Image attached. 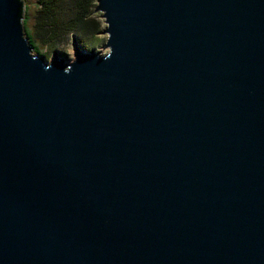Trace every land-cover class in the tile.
<instances>
[{
    "label": "water",
    "instance_id": "water-1",
    "mask_svg": "<svg viewBox=\"0 0 264 264\" xmlns=\"http://www.w3.org/2000/svg\"><path fill=\"white\" fill-rule=\"evenodd\" d=\"M95 10L49 61L0 0V264H264V0Z\"/></svg>",
    "mask_w": 264,
    "mask_h": 264
},
{
    "label": "trees",
    "instance_id": "trees-1",
    "mask_svg": "<svg viewBox=\"0 0 264 264\" xmlns=\"http://www.w3.org/2000/svg\"><path fill=\"white\" fill-rule=\"evenodd\" d=\"M98 0H28L26 28L32 31L31 44L38 50L69 43L74 38L87 44L103 30ZM31 23V27H30Z\"/></svg>",
    "mask_w": 264,
    "mask_h": 264
},
{
    "label": "rangeland",
    "instance_id": "rangeland-1",
    "mask_svg": "<svg viewBox=\"0 0 264 264\" xmlns=\"http://www.w3.org/2000/svg\"><path fill=\"white\" fill-rule=\"evenodd\" d=\"M25 2H28V0H24ZM27 10V9H26ZM27 13V12H26ZM102 16V15H101ZM102 24H103V30L106 28V24L104 23V19L101 18ZM30 27H31V23H30ZM102 30V31H103ZM26 34L29 37V41L31 42V34L32 31L26 28ZM87 44H82L83 47L91 49V48H95L96 50H102L103 46L106 44L107 42V35H103L102 32L99 34V36L97 38H94L92 40H87ZM34 47V46H33ZM34 53H38L40 55H44L47 60H51L52 56L54 54L55 51H59L61 52V54L65 55L67 57V59L69 60H74V47H73V40H71L69 43L64 44V45H60L54 48H44L42 47V49L38 50L34 47Z\"/></svg>",
    "mask_w": 264,
    "mask_h": 264
}]
</instances>
